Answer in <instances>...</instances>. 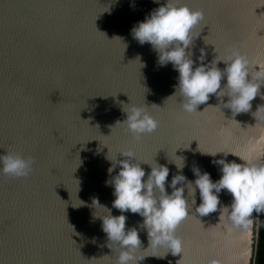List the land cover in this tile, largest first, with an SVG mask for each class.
<instances>
[{"label":"water","instance_id":"95a60500","mask_svg":"<svg viewBox=\"0 0 264 264\" xmlns=\"http://www.w3.org/2000/svg\"><path fill=\"white\" fill-rule=\"evenodd\" d=\"M182 2L203 12L194 28L195 57L204 49L208 63L238 51L254 71H264V0ZM159 6L155 0H0V154L34 158L27 177L0 171V264H116L119 248L109 247L101 216L108 212L103 207L121 214L106 181L121 167L109 174V159H127L119 154L128 150L143 162L145 179L149 164L169 167V193L178 173L169 161L182 163L176 156L186 158L183 174L193 181L194 167L219 179L222 166L213 160L250 144L264 163V81L247 112L233 115L215 94L197 112L183 111L178 71L170 62L160 66L152 45L131 34ZM131 105L147 107L159 121L139 141L116 125ZM226 159L243 163L232 154ZM220 199L230 205L232 197L223 190ZM123 214L126 228L143 219ZM260 218L261 211L252 214L249 233L232 228L227 213L220 219L219 210L189 215L176 230L184 241L178 254L144 251L149 237L141 229L138 255L168 253L139 264H256Z\"/></svg>","mask_w":264,"mask_h":264},{"label":"clouds","instance_id":"9594fccd","mask_svg":"<svg viewBox=\"0 0 264 264\" xmlns=\"http://www.w3.org/2000/svg\"><path fill=\"white\" fill-rule=\"evenodd\" d=\"M115 2L118 3L119 0ZM155 3L160 6L136 23L131 34L140 44L152 45L158 53L160 66H166L170 62L174 70L178 71L176 87L183 98V111L197 112L201 104L209 101L210 94H215L220 100L218 106L231 109L233 115L249 111L251 101L258 95L262 85L260 81H264V71L260 68L259 71H254L247 57L238 51H234L226 59L216 56L204 63V49H200V56L195 57V50L192 48L194 38L200 35L194 32V28L203 20V12L194 10L182 0H166L165 3L155 0ZM197 60L201 61L198 65ZM221 61L225 63L223 69L218 66ZM225 80L226 83L222 85ZM225 96L229 97L226 102L222 99ZM124 111L126 119L117 121L116 125H126L137 141L159 127V121L145 106L131 105ZM229 154L239 157L243 163L228 161L226 157ZM119 155L127 159L116 158L113 161L107 157L112 162L109 174L114 172L117 164L121 167L118 174L107 180L106 184L114 186L116 198L112 204L121 214L112 215L111 209L103 207L108 212L101 216L102 230L107 234L109 247L115 242L119 248L116 264H139L148 256L163 258L168 252L181 253L184 241L176 235V230L189 215L204 217L219 210L220 219L227 213L232 228L248 230L250 233L252 214L264 210V163H258L259 151L254 144H250L242 153H223L225 158L213 160V164L222 166V174L217 180L199 167L192 169L194 181L189 180L183 174L186 158L176 156L182 163L169 161L175 163L178 169V173L168 182V187L172 189L170 193L166 187L170 169L166 164L156 161L154 164L146 163L150 165L151 171L145 179L146 170L141 166L143 162L136 160L134 151L128 150ZM33 163V157L25 158L12 152L0 154V171L14 177L30 175ZM197 190L200 197L198 205ZM223 190H227L232 197L230 205H221L220 195ZM93 204L101 206L96 198L93 199ZM128 211L143 218L138 225L126 228L127 216L123 213ZM141 229H147L149 237V247L144 251L163 247L168 252L164 256L155 252L147 256L138 255Z\"/></svg>","mask_w":264,"mask_h":264},{"label":"trees","instance_id":"16d2710c","mask_svg":"<svg viewBox=\"0 0 264 264\" xmlns=\"http://www.w3.org/2000/svg\"><path fill=\"white\" fill-rule=\"evenodd\" d=\"M261 222L257 248L256 264H264V210L261 211Z\"/></svg>","mask_w":264,"mask_h":264}]
</instances>
